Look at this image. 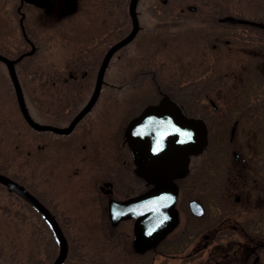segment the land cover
I'll list each match as a JSON object with an SVG mask.
<instances>
[{"label": "rangeland", "instance_id": "374dc122", "mask_svg": "<svg viewBox=\"0 0 264 264\" xmlns=\"http://www.w3.org/2000/svg\"><path fill=\"white\" fill-rule=\"evenodd\" d=\"M197 1L205 2L198 5L204 16L216 13L264 19V0H139L137 12L141 30L132 43L122 47V77L116 60L106 71L105 86L93 111L101 112L102 120L95 130H90L87 137L90 142H84L85 149L75 144L77 133L57 136L50 131H36L27 124L7 69L0 62V172L15 176L33 195L38 188L45 193L69 243L64 264H207L209 256L200 248L204 243L182 241L179 236L154 245L153 250L137 251L133 246V221L111 226L107 200L103 204L104 195L96 186L100 176L116 171L120 186L115 197L122 198L147 187L124 164L115 167L114 149L122 150L121 143H115V137L138 109L157 99L151 75L144 76L140 71L154 70L166 91L178 95L176 88L170 87L182 84L178 79L182 75L180 62H198L200 51L192 38L179 40L178 35L173 38L167 35L183 27L187 18L181 14L184 4L194 6ZM53 2L49 10L30 11L27 23L37 22L34 34L38 36L39 53L35 54L38 62H20L17 71L32 119L36 123L60 124L55 115H45L39 110L52 113L60 110L68 117L77 111L94 90L103 52L130 33L132 21L128 10L130 0ZM16 7L22 9L21 0H0V53L10 57L5 50L4 35L8 26L15 25L14 20L20 16ZM207 20L203 19L201 27L210 26ZM186 27L192 28L190 31L194 29V25ZM230 28L241 32L243 26L231 24ZM12 32L18 33V30L12 28ZM14 37L18 42V36ZM68 62H78L81 68L76 65L73 69L78 68L80 75L83 70L90 69V81L71 83L66 88L55 84L46 86L39 99L36 75H50L54 66H62L59 69L63 70ZM165 80H169L170 85ZM122 83L123 88H120ZM55 91L81 93L78 99L58 98L53 103L46 97L53 98ZM38 143H42L41 150ZM212 149L202 155L218 153L210 152ZM80 160L83 161L80 163ZM58 252L59 245L41 216L0 184V264H53Z\"/></svg>", "mask_w": 264, "mask_h": 264}, {"label": "flooded vegetation", "instance_id": "af4514ba", "mask_svg": "<svg viewBox=\"0 0 264 264\" xmlns=\"http://www.w3.org/2000/svg\"><path fill=\"white\" fill-rule=\"evenodd\" d=\"M202 3L205 2L197 1L194 6L184 4L181 14L187 15V18L183 27L177 32L167 33L169 38L176 35L179 36V40L186 37L192 38L193 44H198L197 48L200 51L198 62H180L182 75L178 79L182 84L170 87V89L175 87L178 95L170 90L166 91L158 80L159 74L154 70L140 71V74H145L144 76L151 75L158 95L157 99L149 101L138 109L125 123L121 133L115 137V143H121L119 147L122 149H114L116 153H113L112 157L115 167L124 164L128 171L145 182L147 187L122 198L115 197L120 186L116 171H112L107 176H100L96 186L105 197L102 198L103 204L107 200L108 217L111 199L127 200L152 187L151 183L140 175L141 171L150 169L143 165L137 150L128 141L127 129L133 120L152 107L160 105L164 98H168L176 105L181 117L200 122L204 130V147L180 161L181 176L174 180L178 190L175 204L178 221L164 240L179 236L182 241L204 243L200 245V248L206 250V255L209 256L207 264H264V19L237 17L244 22H228L226 19L232 17L229 14L215 13L212 16H204V12L198 7ZM21 4V10H18V7L14 8L17 13L19 12V18L13 19L15 25H9L4 35L5 50L12 56L6 57L14 62H38L35 55L39 53L38 36L37 33L34 34L37 22L35 21L32 25L27 23V18L31 14L30 11L37 12L42 9L26 2ZM204 6L207 5L204 4ZM10 14L8 12V15ZM204 18H208L207 21L210 24L208 28L201 27ZM213 23L216 25L214 26ZM231 24H240L243 29L241 32L234 31L230 28ZM187 25H194L193 31H190L192 28L186 27ZM12 28L17 29L18 33H13ZM14 36H18L20 43L14 39ZM114 45L116 44L103 52L101 65ZM122 50L120 48L113 53L106 68L107 71L110 63L116 60L115 63L121 72L120 78L122 77ZM220 57L221 61H226L220 62ZM76 63L78 62L64 64L63 70L59 69L62 66H54V72L52 71L50 75H36L39 99H42L46 86L52 87L55 84L64 85L65 87H60L66 88L71 83L84 82V80L89 82L92 78L89 75L91 70H83L80 75L78 68L73 69L76 65L81 68ZM99 70L100 67L98 73ZM98 73L94 90L70 117L60 110L52 113L50 110L40 109L39 111L45 115H55L54 118L60 120V124H37L68 128L93 98ZM105 74L97 100L90 110L79 118L71 132L62 134L50 130L36 131H50L57 136H73L77 133L74 142L76 145L81 144V147L85 149L87 145L84 142H90L87 138L91 133L90 130L102 120L103 114L93 111L96 110V104L105 86ZM8 77L11 82V75L8 74ZM17 77L24 97L21 76L17 74ZM134 79H137L136 75ZM165 83L169 84V80H165ZM13 86L16 93L14 83ZM120 88H123V83ZM76 93L79 95L81 92ZM54 94L53 98L46 97L53 103L58 98L61 100L78 97L73 91H55ZM37 147L41 150L42 143H38ZM209 148H213L210 152L218 153L202 155ZM122 151L123 154H120ZM82 161L80 160V163ZM4 175L10 177L8 174ZM14 177L10 178L32 193L27 185ZM5 188L8 190L6 186ZM10 194L22 200L13 192ZM34 196L50 211L64 233L63 225L53 212L49 199L45 198V193L38 188ZM37 213L55 236L50 222L38 210ZM132 221L134 224V220ZM109 222L111 224L110 219ZM225 243L228 245H224Z\"/></svg>", "mask_w": 264, "mask_h": 264}, {"label": "water", "instance_id": "95a60500", "mask_svg": "<svg viewBox=\"0 0 264 264\" xmlns=\"http://www.w3.org/2000/svg\"><path fill=\"white\" fill-rule=\"evenodd\" d=\"M24 1L44 9L52 4L51 0ZM138 2L139 0H131L130 3L129 10L133 22L131 33L110 49L101 65L94 99L101 90L104 72L113 53L131 42L139 32ZM226 21L244 22L234 17H228ZM0 61L8 67L24 117L36 130L67 134L72 131L79 118L93 106L92 103L88 105L68 128L39 125L27 112L15 62L1 54ZM127 139L137 150L143 165L150 169L141 171L140 175L152 184V188L125 201L110 200L109 215L113 225L122 220L135 219L133 244L137 250L142 251L167 236L177 224L178 212L175 204L178 190L174 180L181 176L180 161L203 149L204 130L200 122L181 117L176 105L170 99L164 98L160 105L152 107L130 123ZM0 184L24 198L50 222L60 244L59 256L54 264H63L68 254V243L52 214L35 196L11 178L0 174Z\"/></svg>", "mask_w": 264, "mask_h": 264}, {"label": "bare ground", "instance_id": "6f19581e", "mask_svg": "<svg viewBox=\"0 0 264 264\" xmlns=\"http://www.w3.org/2000/svg\"><path fill=\"white\" fill-rule=\"evenodd\" d=\"M53 3H54V2H53ZM105 73H106V70H105L104 74H105ZM99 93H100V92H99ZM98 96H99V94H98ZM98 96H97V98H98ZM97 98L94 99V96H93V98H91V99L89 100L87 106L90 105L91 103L94 104L95 101L97 100Z\"/></svg>", "mask_w": 264, "mask_h": 264}]
</instances>
